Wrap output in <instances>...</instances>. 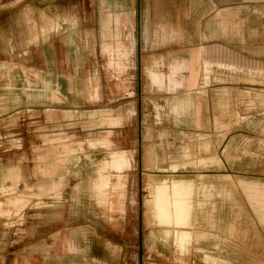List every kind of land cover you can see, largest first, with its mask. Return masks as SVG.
<instances>
[{"label":"crops","instance_id":"crops-1","mask_svg":"<svg viewBox=\"0 0 264 264\" xmlns=\"http://www.w3.org/2000/svg\"><path fill=\"white\" fill-rule=\"evenodd\" d=\"M207 1L213 9L209 8L207 20L203 15V19L196 22V31L190 36L183 33L182 26L180 31V24L192 22L191 0H164L167 19L157 23L166 31L165 44L161 46L169 51L165 52L166 57L173 58L177 44L180 55L177 58L187 66L191 86L194 74L205 64L213 65L215 72H222V65H227V70L231 71L264 74V0ZM150 7L154 10L155 3ZM141 8L140 0H0V190L15 185V190L24 194L25 189L35 183L40 200L54 201V209L37 211L38 229L48 227V231L39 236L45 246L38 257L42 264H56L60 259L56 248L62 231L61 220L56 222L55 214L48 220L53 222L47 225L42 220L46 219V214L56 213L57 200L65 203L72 199L91 201L100 215L105 214L103 211H113L118 217L119 230L127 227L134 233L130 236L134 247L140 245V227H143L157 250L175 247V231L183 230L191 237L184 245L186 251L200 244L195 236L200 231L204 232V239H209L208 246L221 248L223 234L217 219L221 216L222 221V216L228 214L229 236L226 237L233 247L231 253L233 249L238 253V236L245 237L243 241L255 242L251 251L246 252L264 264L263 155L251 158V167L255 169L244 173L236 168L224 174L222 130L214 127L201 132L209 141L201 142L207 147H203L204 164L197 175L178 178L158 175L154 170L158 167L156 163L153 172L145 175L138 144L137 82L135 89L121 86L118 96L114 97L123 103L134 98L129 115L119 112L120 125L95 135L94 110L87 107L78 110V101L82 100L76 92L78 72L111 69L108 52L103 48L106 53L101 51L94 34L85 32L80 36L76 25L94 23L95 18L98 23L107 16L117 15L124 29L117 39L123 53L118 71H146L152 57H157L151 53L157 51L158 44L157 37L151 40L150 36L147 39L146 35L141 37L135 33L137 23H142ZM146 21L144 19L143 23ZM112 41L111 44H115V38ZM155 76L161 80L155 72L148 74L149 80ZM257 88L264 89V83H257ZM86 99L85 105L93 104ZM261 132L262 139L257 140L255 148L257 153H264V129ZM259 167L260 173L256 172ZM31 168L37 169L35 175L31 176ZM143 176H147L149 195L142 200ZM172 181L183 183L184 196L176 201L175 210L182 211L187 194L191 193L187 224H159L154 218V189ZM0 201H3L1 192ZM170 202L172 205V200ZM25 217L15 222L14 216H0V264H31L25 248L31 237L30 221L29 216ZM238 217L245 220V226L238 223ZM201 223L206 226L200 229L198 224ZM116 237L120 238L118 234ZM253 246L260 248L261 255L253 251ZM186 256L178 254L182 260ZM164 259L167 263L172 261ZM211 259L209 262H216L222 257L215 255ZM226 261L233 264L236 260L229 256V260L225 257Z\"/></svg>","mask_w":264,"mask_h":264},{"label":"rangeland","instance_id":"rangeland-1","mask_svg":"<svg viewBox=\"0 0 264 264\" xmlns=\"http://www.w3.org/2000/svg\"><path fill=\"white\" fill-rule=\"evenodd\" d=\"M140 1L142 23H137L135 33L141 34V37L146 35L147 39L150 36L151 40L157 37L158 44L157 51L151 53L152 55L156 54L157 57H152V62L146 67V71L119 72V68L116 66L117 57L103 51V44L113 42L115 30L118 33L124 32L117 15L107 16L98 23L95 18L94 23L76 25V31L80 36L85 32L94 34L95 42L100 43L101 51L108 56V67L111 69L109 71H80L77 74L76 92L82 99L78 101V110H85L86 107L89 110H94V134H101L109 127L120 125L118 116L120 111L127 115L131 113L134 98L123 103L114 97L118 96L121 86L135 89L137 82V94L140 100L138 104L140 109L138 144L145 175L153 172L155 163L158 167L154 170H157L155 174L158 175L163 174L176 178L197 175L198 172H201L204 164L203 149L207 147L201 142L206 144L209 141V137H203L201 132L203 129H206L205 131L213 130L214 127H220L222 130V172L227 174L230 170L237 168L246 173V171L255 169L251 167L253 166L251 158L257 157L259 154L264 156L263 152L255 151L257 140L262 139L261 131L264 129V91H261L264 89L257 88V83H264V74L255 71H231L227 70V65H222V72H215L211 68L213 65L205 64L194 74L196 77L192 86L189 85L190 73L187 72L185 63L177 58L180 57L177 44L174 46L176 51L173 52L175 59L167 58L165 52L169 51H165V47L161 48L163 43L165 44L166 31L157 22L167 19L168 10L164 0ZM227 1L229 0H222V3ZM153 2L155 3L154 10L150 7ZM190 5L193 15L192 22L180 24V31L182 26L183 33L192 36L196 31V22L203 19V15H206L207 20L209 8H213L209 6L207 0H191ZM144 19H147L146 23H143ZM104 28H108V30L104 31ZM103 31L106 33L103 34ZM147 42L149 41L147 40ZM149 72L157 73L161 80H149ZM85 99L93 104L85 105ZM216 144H218L217 139ZM216 154L219 155L218 152ZM161 165L163 166L161 167ZM261 167L256 172L260 173ZM30 170L31 176L36 174V168ZM146 177L143 176L142 200L145 195H149V183L146 182ZM116 183L118 184L117 181ZM170 185L171 183L159 184L162 191L160 195L162 197L159 198L160 205L164 208H169L170 197L173 202L174 196H179V194H175ZM29 186L30 188L25 189L24 194L17 192L15 185L14 188L0 190L3 198V201H0V210H10L0 211V216H14L15 222H21L23 217L25 219V216H29L31 237L24 247L28 249L31 264H42L38 261V257L39 253H43L45 246L43 242L39 241V236L48 231V227L38 229L37 211L39 208L54 209L52 203L54 201L40 200L35 189L37 185L31 183ZM26 192L29 194L27 195ZM190 196L191 193L188 192L186 204L182 207L186 217L190 213ZM178 199L182 200L181 197ZM57 201L59 204L55 210L56 213L51 212L48 216L46 214V219L42 220V223L46 222L47 225L49 222H53V220H48L49 218L53 219L52 216L55 214L56 222L60 219L62 223L60 242L56 248L61 257L56 264H227L225 257L226 260H229V256L236 260L233 264H260L258 257L246 252L249 249L251 251V246L255 245V242L251 243V240L245 242L243 241L245 237L238 236V253L234 251L235 249L231 253L233 247L226 237L229 236L228 214L222 216V221L221 216L217 219L223 234L221 248L215 247V245L208 246L209 239H204L205 234L200 231L197 232L198 236L195 235L200 244L190 247L188 252L186 248L180 250L178 245L173 248H158L157 250L152 244L149 232L145 231L143 227H140V245L134 247L130 237L134 233L129 232L127 227L119 230L118 217L113 215V211H103L105 214L100 215L96 213L97 210L91 201L75 199L65 203ZM23 209H25L24 216L22 215ZM166 213L167 216L171 215L170 211H166ZM172 218L173 222L180 223L182 221L175 214ZM238 223L245 226V220L239 217ZM204 224H198V228L205 227ZM214 225L215 219L214 222L212 220V226ZM217 230L219 231V226ZM175 232L177 244L186 231ZM117 234L120 238L116 237ZM211 234L214 236L213 230ZM126 235H129L128 238ZM203 240L205 241L203 242ZM46 244L48 245L47 241ZM252 249L259 251L258 254L261 255L260 248L253 246ZM179 253L188 256L182 260L178 257ZM215 255H221L222 260L209 262ZM165 257L172 261L167 263Z\"/></svg>","mask_w":264,"mask_h":264},{"label":"bare ground","instance_id":"bare-ground-1","mask_svg":"<svg viewBox=\"0 0 264 264\" xmlns=\"http://www.w3.org/2000/svg\"><path fill=\"white\" fill-rule=\"evenodd\" d=\"M149 26V25H148ZM104 31H107L108 28H104L103 29ZM103 31V34H105L106 32ZM114 37H115V44H109V43H105L102 45V48L105 49L110 55H114L117 57V62H116V66L120 69L121 66L119 64V59H120V56L122 57L123 56V53H121V47L119 46V43L117 41L118 39V31H114ZM111 61V60H110ZM153 74V72H152ZM151 80H157L156 76L155 77H150ZM156 82V81H155ZM209 161V160H208ZM219 164V163H218ZM174 168V167H173ZM176 168V167H175ZM164 185L166 183H163ZM182 181H172L171 182V185L170 187L173 189V191H175V194H179V196L177 197L176 195L174 196L173 198V204L171 205V202H168V205H169V208H164L163 206L160 205V196L162 194V191L159 187V185H157L154 189V200H153V208H154V218L156 219V222H158L159 224H168L170 225L169 223H174L176 225H183L185 224V222L188 221V218H189V215H187V217L185 216V213L179 209H174L175 208V204H176V201L179 200L178 198H183V192L181 191V188H182ZM190 185V184H188ZM149 187V186H148ZM207 187V186H206ZM224 187V186H223ZM222 187V188H223ZM225 188V187H224ZM153 190V189H152ZM197 190V189H196ZM249 190V189H247ZM253 190V189H252ZM256 191V190H255ZM254 192V191H253ZM249 193H250V190H249ZM261 193V192H259ZM181 195V196H180ZM250 196V195H249ZM257 196V195H256ZM169 197V196H168ZM177 197V198H176ZM172 198L170 197V200L171 201ZM148 202V201H147ZM227 202V201H226ZM259 202V201H258ZM261 202V201H260ZM167 203V201H166ZM165 203V204H166ZM228 203V202H227ZM148 204V203H147ZM259 204V203H258ZM263 204V201L262 203ZM166 206V205H165ZM233 207V206H232ZM261 207V205H260ZM205 208V207H204ZM203 208V209H204ZM233 209V208H232ZM166 211H170V214L173 216V214H175L178 217H180V219L182 220L180 223H177V222H173V218L172 216H167V213ZM196 212V211H195ZM193 211V213H195ZM237 212V211H236ZM242 214V213H241ZM200 215V213H199ZM151 224V223H150ZM157 224V223H156ZM158 225V224H157ZM182 228V227H181ZM246 233V232H245ZM166 235V234H165ZM189 234L188 233H183L180 240L177 242V245L179 246L180 250H183L184 248V245L187 243V240L189 238L188 236ZM191 238V237H190ZM156 240V239H155ZM196 243V242H195ZM218 244V243H217ZM198 250V249H197ZM207 257V256H206ZM212 260V259H211ZM215 261V260H214Z\"/></svg>","mask_w":264,"mask_h":264}]
</instances>
